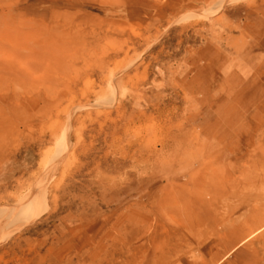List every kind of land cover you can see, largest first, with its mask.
I'll use <instances>...</instances> for the list:
<instances>
[{"label": "rangeland", "instance_id": "374dc122", "mask_svg": "<svg viewBox=\"0 0 264 264\" xmlns=\"http://www.w3.org/2000/svg\"><path fill=\"white\" fill-rule=\"evenodd\" d=\"M258 148L264 0H0V264L208 262Z\"/></svg>", "mask_w": 264, "mask_h": 264}, {"label": "bare ground", "instance_id": "6f19581e", "mask_svg": "<svg viewBox=\"0 0 264 264\" xmlns=\"http://www.w3.org/2000/svg\"><path fill=\"white\" fill-rule=\"evenodd\" d=\"M226 138L225 134L220 137L222 142ZM235 162L231 170L222 171L221 179L223 184H232L235 200L229 210L239 215L212 245L211 260L201 259L199 264H215L230 250L239 247L234 264H264V148L242 153ZM235 173L238 176H234ZM44 199L43 194H30L3 209L0 212V241L35 219L38 205Z\"/></svg>", "mask_w": 264, "mask_h": 264}]
</instances>
